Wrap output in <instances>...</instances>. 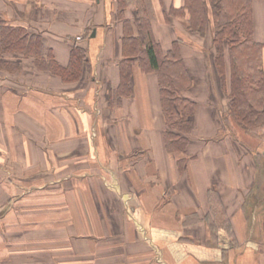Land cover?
Segmentation results:
<instances>
[{
	"label": "crops",
	"instance_id": "crops-1",
	"mask_svg": "<svg viewBox=\"0 0 264 264\" xmlns=\"http://www.w3.org/2000/svg\"><path fill=\"white\" fill-rule=\"evenodd\" d=\"M145 2L160 53L177 39L194 43L179 45L191 79L184 96L196 102L185 161L165 148L155 71L136 61L130 93L114 95L115 0H0V17L39 33L60 65L75 45L91 65L67 84L43 71L44 83L27 80L25 91L19 72L0 70V264H264V161L221 127L214 49L203 53L199 40L212 43L211 31L188 36L168 14L183 0ZM124 11L137 25L138 1ZM251 11L264 44V0ZM47 177L57 179L37 184Z\"/></svg>",
	"mask_w": 264,
	"mask_h": 264
},
{
	"label": "trees",
	"instance_id": "trees-1",
	"mask_svg": "<svg viewBox=\"0 0 264 264\" xmlns=\"http://www.w3.org/2000/svg\"><path fill=\"white\" fill-rule=\"evenodd\" d=\"M115 1L116 16L122 24V59L114 95L118 99L130 93L132 65L136 61L143 69L155 71L166 124L164 145L169 153L181 154L176 156V161H185L196 102L184 96L191 79L180 54V39L160 53L145 0H137L140 11L137 25L125 17L128 0ZM168 14L182 17L185 28L199 35L210 29L214 66L229 104L224 117L236 122L245 132L263 138L264 44L253 39L251 0H183L180 7H170ZM6 54L30 58L37 70L48 71L66 84L78 82L85 73H91L83 47L73 46L67 65L62 66L39 33L0 17V70L17 71L16 63L4 59Z\"/></svg>",
	"mask_w": 264,
	"mask_h": 264
},
{
	"label": "rangeland",
	"instance_id": "rangeland-1",
	"mask_svg": "<svg viewBox=\"0 0 264 264\" xmlns=\"http://www.w3.org/2000/svg\"><path fill=\"white\" fill-rule=\"evenodd\" d=\"M184 30H186L185 32H187V35L188 36H189V34L190 35H193V36H196V37L198 35L196 32L189 31L186 28ZM211 36H212V34H211ZM190 39H187V38L180 39V44H181L180 46L183 47V48H187L190 51V48L192 47L191 45L194 44L192 41H190ZM205 39H202V40L199 39L201 41V46H202L203 53H206L207 51L209 52L212 49V43L209 40H207V39L205 40ZM208 55H209V53H208ZM4 59L5 60H8L10 62H14V63H16V65H18V70L16 71V73L19 72L20 75L17 74L16 77H19L20 76L19 78H21L23 82L17 88L25 91L28 88V85L25 84L27 80L28 81L29 80L35 81L34 83L35 84L38 83V85H40V83H44L43 80L46 78V76H45L46 75L45 74L46 72H43L42 70H37L34 67V65L32 63V60L30 58H22L20 56H15V55L13 56V55L6 54L4 56ZM4 71L11 72V71H7V70H4ZM211 72H212L211 75H214L215 76V78H216L215 81L218 83L220 81V79H219V77L217 75V71L215 69V66H213V65H212V68H211ZM0 75H2V74L0 73ZM200 89H201V87H200ZM66 90H69V88H66ZM205 92H206V90H205ZM219 94H221V93H219ZM221 95L225 98L224 105L227 106V108L225 110H223V111H222L221 108H219L222 111L221 114H220V118H219V120H221V127H222V129H223V127L224 128L227 127L228 130L226 129L227 130L226 132L229 131L230 133H232L231 134L232 136H235L236 134H240L239 137L242 138V140L244 139V141H245L244 143H246L245 144L246 145L245 148L248 149V151L251 148L253 150L258 149L259 150V156L258 157H259L260 161H264V157L262 156V153H261L264 150V142H260L259 146L258 147H255V145L257 144V141L258 140L259 141H264L263 140L264 137L263 138L255 137L251 133L245 132L244 129L240 125L236 124V122H234L230 118L224 117V115H226V113H228L229 104H228V98L224 94H221ZM243 133H246V135L243 136ZM34 159H36V158H34ZM38 161H41L40 156L38 158ZM22 170H24V161L22 162ZM57 172H60V171H57ZM59 174L60 173H57L56 175L58 176ZM49 178L50 177H47V179L45 178L46 180L38 181L37 184L38 185L39 184H43V183H46V184L52 183L53 184V180H56L57 179V177H54V178L51 177V179H53V180L49 181ZM28 183H29V181L28 182L27 181L21 182V186H22V189L23 190L29 187V184ZM18 185H20V184H18Z\"/></svg>",
	"mask_w": 264,
	"mask_h": 264
},
{
	"label": "water",
	"instance_id": "water-1",
	"mask_svg": "<svg viewBox=\"0 0 264 264\" xmlns=\"http://www.w3.org/2000/svg\"><path fill=\"white\" fill-rule=\"evenodd\" d=\"M93 34V33H92Z\"/></svg>",
	"mask_w": 264,
	"mask_h": 264
}]
</instances>
